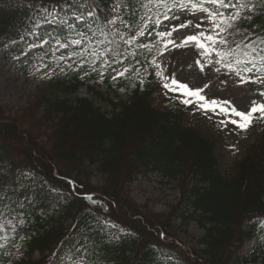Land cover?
Masks as SVG:
<instances>
[{
    "label": "trees",
    "instance_id": "1",
    "mask_svg": "<svg viewBox=\"0 0 264 264\" xmlns=\"http://www.w3.org/2000/svg\"><path fill=\"white\" fill-rule=\"evenodd\" d=\"M112 2L95 0L96 11L107 15ZM69 3L0 0V48L19 42L4 57L11 60L49 39L45 31L37 39L32 34L38 7L53 11ZM134 8L137 15L125 17L133 25L129 34L145 13L135 0ZM168 12L152 6L151 21H162ZM248 14L253 18L240 27L264 35V7ZM151 21L145 47L118 41L123 55L111 66L97 60L99 71L88 64L83 70L69 68L72 49L56 51L54 40L22 64L51 65L55 74L44 78L15 113L0 105V176L15 181L31 173L23 181L30 186V202L6 212L15 218L16 231L0 232L8 237L0 239V264H55L65 246L79 244L90 253L85 264H234L251 240L257 247L250 262L264 264V121L256 120L241 136V156L222 171L212 137L185 125L180 110L154 106L159 81L154 57L164 37ZM61 53L65 60L57 61ZM119 90L126 92L125 100L109 96ZM146 173L159 174L179 190L178 203L166 214L142 212L124 196L125 187ZM94 174L101 176L100 186L90 183ZM191 222L202 231L197 246L179 247V231Z\"/></svg>",
    "mask_w": 264,
    "mask_h": 264
},
{
    "label": "snow or ice",
    "instance_id": "2",
    "mask_svg": "<svg viewBox=\"0 0 264 264\" xmlns=\"http://www.w3.org/2000/svg\"><path fill=\"white\" fill-rule=\"evenodd\" d=\"M135 3L139 4L145 13L134 34H129L133 25L125 19L128 15H137L134 0H113L111 7L107 10L108 14L103 16L96 11L98 5L95 4V0H77L75 5L70 4L67 9L62 10L63 15L49 11L45 6H40L37 8L38 15L33 27L45 31V26H47L48 30L45 31V34L49 39L43 40V44H49L54 40L53 47L56 51L72 49L68 52V59L71 60V63L68 64L69 68L79 67L83 70L84 65L88 64L91 71H99L95 67L97 60L100 61L101 66H111L116 62V56L123 55L118 52V41L125 45H131L136 42L137 36H144L146 32L151 35L149 23L152 6L163 7L169 11L178 8L181 12L200 13L202 15L198 17L199 23L195 27L202 30L185 36L180 43L183 45L194 44L197 49L201 50L199 55L202 58H207L209 64L221 65L234 72L241 83L250 81L264 85V35L246 33L239 24L241 21L251 20L252 15H246V13H253L257 7H264V0H135ZM169 19L170 17L164 14V20ZM171 19L179 18L173 16ZM151 22L157 26L161 24L159 19ZM205 22L208 25L206 30L203 29ZM190 26L191 21L181 22L171 31H159L157 35L169 38L166 47L167 45L175 46V41L171 39L173 33L178 31V28L187 29ZM65 29L68 35L61 38L59 33ZM125 29L129 31L126 32ZM54 33L56 35H53ZM32 34L36 35L37 33L34 31ZM253 35H255V39H251ZM229 37H233V39H229ZM235 37H239V41ZM43 44L40 46L42 47ZM36 46L29 45V47ZM139 46L145 47L142 43ZM89 56L93 57L92 61H89ZM76 58L79 60L77 61ZM56 59L57 61L65 60V56L61 53ZM196 64L201 66V71H204L202 60L198 59ZM46 67L49 68V72L41 78L55 74L51 65H46ZM60 71L63 72L64 68H61ZM125 72H127L126 68L122 72L118 71L117 76H123ZM99 74L103 77V72ZM245 74L253 75L246 76ZM84 75H89V72L85 71ZM157 75L162 74L158 72ZM164 79L168 82L163 83V88L177 94L181 104L192 106L203 113L219 114L221 117H226L227 119L221 118L219 121L222 130L231 125L236 130L245 132L256 120L264 121V102L253 100L247 111H241L232 106L230 101L208 98L203 94L204 88L193 89L174 77H164ZM206 87L207 85H205ZM259 95L264 98V91H261ZM7 176L8 174L0 176V218H2L0 219V232L9 229L16 231L14 227H11L15 218L6 215V212L9 210L14 212L16 208L23 209L25 203L30 202V186L23 181L27 180L31 173H21L15 181H9ZM19 224L22 225L23 220H20ZM163 235L161 234L162 237ZM0 239L8 241L7 236L0 237ZM0 247H4V245L0 244ZM66 255L68 264H85L90 253L85 244H79L70 248Z\"/></svg>",
    "mask_w": 264,
    "mask_h": 264
},
{
    "label": "rangeland",
    "instance_id": "3",
    "mask_svg": "<svg viewBox=\"0 0 264 264\" xmlns=\"http://www.w3.org/2000/svg\"><path fill=\"white\" fill-rule=\"evenodd\" d=\"M76 3L77 0H70L69 4L62 5L59 9L53 10V12L63 15L62 10L67 9L70 4L75 5ZM167 15L170 19H163L161 21V24L158 26L160 31H171L173 27H177L181 22L188 23L191 21V26L187 29L178 28V31L173 33L171 39L175 41V46L167 45L166 47L165 45L169 38L164 37L162 48L154 58L155 66L159 73L162 74L159 75V82L152 96L154 106L157 108L180 110L183 113L185 125H195L205 135L212 137L216 142L220 168L222 171H226L232 159L241 156L242 142L240 138L242 135L250 132L251 126L245 132L238 131L231 125L222 130L219 126V121L221 118L227 119L226 117H221L219 114L203 113L192 106L181 104L177 98V94L163 88V83L168 82L164 77H174L193 89L204 88L203 94L208 98L230 101L232 106L241 111H247L251 107L253 100L264 102V98L259 95L261 91H264V86L250 81L241 83L234 72L229 71L221 65L209 64L207 58H202L199 55L201 50L197 49L194 44L183 45L180 43L185 36L202 30L195 27L199 23L198 17L202 14L181 12L177 8L169 11ZM173 16L179 19H171ZM150 26L149 23V31L151 29ZM207 27V22H205L203 29L206 30ZM47 30V26H45V31ZM35 32L37 34L33 35L34 38L38 36L39 32L43 31L36 29ZM150 39L151 36L146 32L144 36H137L136 42L129 46L132 47L135 44L144 43ZM13 47L14 44L8 43L0 48V105L10 110V114L15 113L27 103L28 99L33 95L35 88L44 79L41 77L48 73L46 65L29 68L22 66L38 48L46 51V44H43L42 47H29L22 56L7 60L4 55ZM61 50L63 51L64 49ZM198 59L202 60L204 71H201V66L196 64ZM37 69L39 70L37 71ZM205 85H207L206 88ZM100 91H104V87H100ZM80 95L89 96L85 90H81ZM117 95L109 93V96L113 97L114 100H125L127 98L126 92L122 90H119ZM210 116L211 118H209ZM90 183L94 186H100L102 184L101 176L98 174L92 175ZM124 194L142 212L150 211L154 214H166L170 207L175 206L180 199V193L176 184L163 179L157 173H146L139 176L125 187ZM181 228L176 238L177 243L186 249L196 248L197 239L202 235V231L192 222L188 227L183 226ZM184 229L186 232H183ZM256 247L257 243L255 241L246 243L240 249L239 258L234 264H261L260 259L256 263H251L249 259V254ZM70 248L71 246L67 245L61 250L55 264H68L66 253H68Z\"/></svg>",
    "mask_w": 264,
    "mask_h": 264
}]
</instances>
